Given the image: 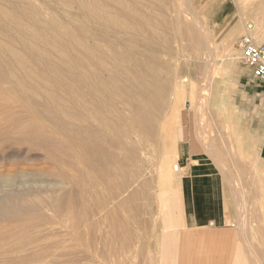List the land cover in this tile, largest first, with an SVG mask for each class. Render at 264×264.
<instances>
[{
  "label": "rangeland",
  "instance_id": "obj_1",
  "mask_svg": "<svg viewBox=\"0 0 264 264\" xmlns=\"http://www.w3.org/2000/svg\"><path fill=\"white\" fill-rule=\"evenodd\" d=\"M104 1V3L109 2V0ZM184 1H189L190 4L185 2L189 4L187 12L199 23L198 27H194L197 34H201V28L202 30L205 28L209 33V42L201 44L198 40L189 39L185 35L178 36L180 32L178 21L183 24L186 15L180 16L179 14L180 19L176 21L177 8L172 2L169 10L172 11L175 20L172 22L174 23L162 27L159 35H154V40H158V43L153 40L155 45L144 49L149 51L156 45H159L162 50L166 48L168 53H162L160 59L165 60L169 65L167 75L175 80L176 85L173 89L174 93L166 92L164 107L157 118V123L156 120L153 121L157 124L156 137L145 140L147 142H144L140 151L142 167L138 174L139 181L132 183L127 189H136L145 179L152 178V181L150 188L144 191L143 196L130 211L121 208L119 203L121 196L113 198V189L99 183L94 184L96 181L93 180L95 175H92V172L96 171L99 165L85 168L82 172L81 162L77 157H72L67 158L72 165V169L68 170L63 163L67 160L62 153L57 154L55 158L45 154L38 145H32L24 139L27 136L26 132L32 133L33 127L42 129L40 132L44 131L47 135L51 132H59L62 137L65 134L71 138L78 135L83 109V104L79 99L80 90H82V56L83 44H85L83 42L85 38L81 33L82 24L87 22L89 28L96 27L94 15L97 12L99 0H0V196L31 193L36 196H30L29 203L46 205L50 200L57 198L61 187L63 188L60 192L70 189L76 194L80 192L75 205L77 210L82 206L88 208L94 201L99 200L100 202L97 203L103 208L100 213L107 208L115 210L117 217L130 219L129 223L133 232L142 236L140 244L133 243L129 246L138 252L136 264H156V261L157 264H168L169 257L165 245L174 239L168 232L175 226V217L179 215L175 213L180 211V205L176 203L179 198L173 197L178 177L175 171H170L173 162L179 166L176 153L178 132L182 130L187 139L196 134L204 142L206 122L209 130L213 122V134H215V129L220 128H215V124L219 122L224 112L222 108H225L223 94L227 95L229 86L226 79L227 66L231 61H242L239 42L243 36H249L247 35L248 21H256L257 29L264 32V0ZM83 3H87L88 8H83ZM190 5H192L191 8ZM141 10L152 14L157 7L150 3L142 6ZM132 16L140 18L137 12H133ZM190 16L188 14V17ZM244 16H247L249 20ZM190 23L195 26L192 21ZM107 25L105 26L106 33L120 36L122 41L125 39L124 29L119 27L111 31ZM167 34L171 37L165 40L163 36ZM86 36L84 37L92 39L90 34ZM158 37L160 38L157 39ZM89 53L92 54L91 51ZM141 62L143 63L144 60ZM84 65L88 68L94 67L93 59L88 60ZM72 67L73 69H70ZM98 72L103 76L104 71L99 70ZM124 81L127 85L129 84L128 79ZM145 81L146 79L143 83L136 82L131 90L139 91L143 84L149 83ZM208 83L211 86L208 87ZM93 85L94 83L89 84L88 88H92ZM202 85H206L205 90ZM199 98L202 101H199ZM205 98L206 102L203 101ZM103 99L106 97L104 96ZM139 101H141L140 98H137L135 102ZM116 104L117 110L125 116V119L119 120L120 126L122 125L125 129L129 124L127 116L129 111L126 110L125 104L119 101ZM60 122L69 125L60 127ZM90 124L94 125L92 121ZM151 124L152 120L145 118L141 121H133L129 126H133L130 129H134L136 126L149 127ZM99 132L101 134L111 133L109 128H101ZM132 135L135 136L134 133H131ZM94 138L92 136L82 143H77L74 148L81 150L87 143L94 144ZM110 145V142L108 145V142L102 141L98 143V148L105 152L109 150ZM115 152L116 154L121 153ZM169 157L173 159V162ZM159 159L160 163L157 165ZM161 161L164 164L163 171L169 180L157 189L156 183L153 182L156 175L157 182H159V176L162 175ZM178 169L181 170V172L178 170L180 173H183L184 169L179 167ZM179 172L178 176H180ZM118 180L119 178L115 181ZM67 181L70 183L66 184ZM55 189V193L51 194L50 191ZM173 198H175L174 202ZM2 209L3 212L9 210V212H14L17 207L13 206L9 209L3 207ZM40 212L46 214L43 216L46 219H51L53 215L46 209ZM31 215L32 213L11 215L12 217L0 219V234L10 235L13 228L18 231H32L28 223L35 215ZM54 223L57 224L52 227L58 233L62 232L60 219L55 218ZM209 249L210 247H207L203 240L190 241L182 247L181 253L176 256L172 264H221L220 255H217L215 251L211 255V249ZM237 257L242 259L243 264H264V239L247 240L246 252ZM224 264H228L227 260Z\"/></svg>",
  "mask_w": 264,
  "mask_h": 264
},
{
  "label": "bare ground",
  "instance_id": "obj_2",
  "mask_svg": "<svg viewBox=\"0 0 264 264\" xmlns=\"http://www.w3.org/2000/svg\"><path fill=\"white\" fill-rule=\"evenodd\" d=\"M104 2V0H99L97 3V12L94 15L96 27L93 29L89 28L87 22L82 24L81 33H83V38H85L83 40L85 44L82 43L84 45L82 56L83 78L81 80L82 90H80L79 99L83 104V109L80 117L81 128L78 135L73 138L66 134L62 137L59 132H51L47 135L44 131L40 132L42 129L33 127L32 133L30 131L26 132L27 136L24 139L32 145H38L45 154L55 158H57V154L59 153H62L66 160L67 158L77 157L82 164V172L85 168H93L92 166L99 165L97 170H93L92 172V175H95L93 176V180L96 181L94 184L99 183L106 185L109 189H113V198L121 196L119 200L121 208L130 210L143 196L144 191L150 188L152 178L142 180L136 189H127L132 183L139 181L138 174L142 167L140 151L144 146V142H147L145 140L156 137L157 124L155 122L157 123V118L164 107L165 94L167 91H170L171 94L174 93L173 89L176 85L175 80L170 79L169 75H167L169 65H167L165 60L160 59L162 53H168L166 48L162 50L159 45H156L154 49H150L149 51L144 49L155 45L152 42L155 37L154 35H159V30L162 27L170 26V24L174 23L172 22L174 20L172 11L169 10L172 2L175 3L177 8L176 21L180 19L179 14L180 16L182 14L186 15V21L183 20V24H181V21H178L181 32H179L178 36L185 35L189 39L198 40L201 44L205 42L207 44L209 42V33L205 28L204 30L201 28V34H197L194 27H198L199 23L187 12L190 4L189 1L109 0L108 3ZM150 3L151 5L155 4L157 10L152 14H147L144 10L142 12L141 7ZM261 6L263 8V5ZM82 7L88 8V4L83 3ZM133 12H137L140 18H133ZM188 14L190 17H188ZM240 19L242 20V16ZM247 19L249 20L248 17ZM189 21H192L195 26L191 25ZM248 22L247 26L250 24V27H247V35L257 43L264 42V32L257 29L258 24L256 21ZM106 25L111 28V31L119 27L124 29L123 36L125 39L122 41L120 36L109 35V32L106 33ZM87 34H90L92 39L86 38ZM164 36L165 40L171 37L170 34ZM232 38H234V35H232ZM154 41L157 42L158 40L155 39ZM91 59H93L94 67L88 68L84 64H87V61ZM142 59L144 60L143 63L141 62L143 61ZM146 64L151 65L147 66ZM70 69H73V67ZM99 70L104 71L103 76L99 75ZM124 79H128V85L124 83ZM145 79L149 83L145 81V85L143 84L139 91L131 90V87L135 86L136 82L143 83ZM91 83H94V85L89 89L88 85ZM209 86H211L210 83H208ZM104 96L106 99H103ZM137 98H140V103L135 102ZM201 98L198 100L202 101ZM206 98L203 101L206 102ZM92 99L94 100L92 101ZM210 99L212 98L210 97ZM118 101L125 104L126 110L129 111L127 115L129 124L145 118L151 119L152 124L149 127L136 126L134 129H130L133 126L131 127L128 124L127 128H122L123 126H120L119 120L125 119V116H122L120 110H117L116 103ZM174 102L176 101L174 100ZM196 102V105H198V101ZM201 103L203 104L204 102ZM89 119L94 125L90 124L91 121L89 122ZM153 121L155 122L153 123ZM68 125L60 122V127ZM101 128H109L111 133L101 134L99 132ZM131 133H134L135 136H131ZM92 136L95 137L93 139L94 144L87 143L81 150L74 148L75 144L82 143ZM102 141L108 142V145L109 142L111 143L108 147L109 150L103 152L98 148V143ZM115 151L121 153L116 154ZM114 152L115 154L112 156ZM172 160L170 158L171 162H173ZM63 163L68 170L72 169V165L68 160L63 161ZM158 163H160V159L157 161V165ZM175 163L173 162L170 171L177 170L175 171L177 174L179 166ZM163 169L164 164L162 163V175L158 179L161 181L162 178L163 180L166 178L168 181L169 179L166 177ZM57 173L59 174V172ZM156 177H154L153 183L157 185ZM117 178L119 180L115 181ZM68 183L70 182L67 181L66 184ZM57 186L59 187V184ZM62 188L57 193V198L50 200L46 205L29 203L30 196H36V194L31 193L23 195L2 194L0 196L1 220L11 215L18 216L29 213L35 215L28 223L30 224V228L33 229L32 231H18L13 228L10 235L0 234V264H136L138 252L134 248H129V246L133 243H139L142 236L133 232L129 223L130 219L117 217L115 210L107 208H105L104 212L100 213L103 208L98 205L99 200L94 201L95 203L93 202L88 208L82 206L77 210L75 205L77 204V195L80 196V192L76 194L71 189L60 192ZM55 191L56 189L51 190L50 193L53 194ZM13 206L17 207L14 212H9L10 210L3 212V207L9 209ZM43 209L52 212L51 219L43 217L46 215L40 212ZM55 218H59L61 221L62 232L60 233L52 227L57 224L54 223Z\"/></svg>",
  "mask_w": 264,
  "mask_h": 264
},
{
  "label": "crops",
  "instance_id": "obj_3",
  "mask_svg": "<svg viewBox=\"0 0 264 264\" xmlns=\"http://www.w3.org/2000/svg\"><path fill=\"white\" fill-rule=\"evenodd\" d=\"M227 67L225 108L215 124L220 128L213 134V122L210 130L206 122L204 142L178 132L176 153L184 171L175 173L180 211L168 232L174 239L165 245L168 264L198 240L220 255L221 264H243L237 256L246 252L247 240L264 239V84L242 61ZM166 182L159 180L157 189Z\"/></svg>",
  "mask_w": 264,
  "mask_h": 264
},
{
  "label": "built area",
  "instance_id": "obj_4",
  "mask_svg": "<svg viewBox=\"0 0 264 264\" xmlns=\"http://www.w3.org/2000/svg\"><path fill=\"white\" fill-rule=\"evenodd\" d=\"M239 45L243 63L251 68L255 79L264 84V42L255 43L249 36H243Z\"/></svg>",
  "mask_w": 264,
  "mask_h": 264
},
{
  "label": "water",
  "instance_id": "obj_5",
  "mask_svg": "<svg viewBox=\"0 0 264 264\" xmlns=\"http://www.w3.org/2000/svg\"><path fill=\"white\" fill-rule=\"evenodd\" d=\"M248 27H250V24H248Z\"/></svg>",
  "mask_w": 264,
  "mask_h": 264
}]
</instances>
